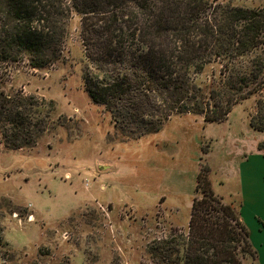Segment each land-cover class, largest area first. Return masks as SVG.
Listing matches in <instances>:
<instances>
[{"label":"rangeland","instance_id":"rangeland-1","mask_svg":"<svg viewBox=\"0 0 264 264\" xmlns=\"http://www.w3.org/2000/svg\"><path fill=\"white\" fill-rule=\"evenodd\" d=\"M80 24L76 14L69 20L62 57L48 67L0 62V90L44 100L38 111L48 121L36 145H0V264H164L156 245L173 239V247L187 234L203 167L215 192L262 234L264 131L250 125L256 99L222 122L186 114L124 138L85 90ZM245 264L258 263L248 254Z\"/></svg>","mask_w":264,"mask_h":264},{"label":"trees","instance_id":"trees-1","mask_svg":"<svg viewBox=\"0 0 264 264\" xmlns=\"http://www.w3.org/2000/svg\"><path fill=\"white\" fill-rule=\"evenodd\" d=\"M80 17L85 90L128 139L174 116L222 122L254 97L250 125L264 131V6L222 0H0V62L48 67ZM36 95L0 90V145L32 147L46 131ZM263 149L264 144L260 143ZM207 170V171H206ZM208 175V176H207ZM189 229L160 239L164 264H245L257 257L241 212L198 174ZM167 245V246H166ZM167 254V255H165Z\"/></svg>","mask_w":264,"mask_h":264},{"label":"crops","instance_id":"crops-1","mask_svg":"<svg viewBox=\"0 0 264 264\" xmlns=\"http://www.w3.org/2000/svg\"><path fill=\"white\" fill-rule=\"evenodd\" d=\"M184 116V115H182ZM175 117V116H174ZM173 117V118H174ZM254 148V153L257 152V154H259L261 151L258 150L257 147H253ZM251 158V157H250ZM106 166V165H105ZM241 173V172H240ZM242 175V174H241ZM242 182H243V177H242ZM196 183V181H195ZM195 190V189H194ZM162 195V194H161ZM164 195V194H163ZM193 198H194V192H193ZM193 201V199H192ZM166 205H171L173 206L175 203H171V201H167V198L165 199ZM177 205V204H176ZM154 208H148V210H152ZM190 218V216H189ZM182 226V225H181ZM248 228V227H247ZM257 228L255 226H251L250 225V229L248 228L249 232H250V239L251 242L253 243L256 251H257V257H256V261L258 264H264V232H262V234L258 235L257 234ZM264 231V229L262 230Z\"/></svg>","mask_w":264,"mask_h":264}]
</instances>
